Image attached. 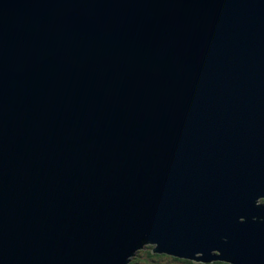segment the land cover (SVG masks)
<instances>
[{"label":"water","instance_id":"water-1","mask_svg":"<svg viewBox=\"0 0 264 264\" xmlns=\"http://www.w3.org/2000/svg\"><path fill=\"white\" fill-rule=\"evenodd\" d=\"M263 200L264 0H0V264H264Z\"/></svg>","mask_w":264,"mask_h":264},{"label":"trees","instance_id":"trees-1","mask_svg":"<svg viewBox=\"0 0 264 264\" xmlns=\"http://www.w3.org/2000/svg\"><path fill=\"white\" fill-rule=\"evenodd\" d=\"M264 202V200L262 201ZM169 257L164 254H154L153 253V248L151 246H147L146 250H141L137 253V257H135L130 264H172L171 262H178L182 264H204V263H195L193 261L189 260H179L176 258H169L172 259L171 262L168 259ZM168 260L167 263H164L163 260ZM139 260H142L144 262H140ZM176 264V263H174ZM208 264H227L224 262H213V263H208Z\"/></svg>","mask_w":264,"mask_h":264},{"label":"rangeland","instance_id":"rangeland-1","mask_svg":"<svg viewBox=\"0 0 264 264\" xmlns=\"http://www.w3.org/2000/svg\"><path fill=\"white\" fill-rule=\"evenodd\" d=\"M136 257H137V256H136ZM168 257H169V258H172V259L174 258V257H171V256H168ZM169 258H168V259H169ZM172 259H169L170 262H171ZM176 259H178V258H176ZM179 260H184V259H179ZM139 261H140V262H144V261H142V260H139ZM167 261H168V260H165V259L163 260L164 263H167ZM171 263H172V264H174V263H176V264H182V263H178V262H174V261H172Z\"/></svg>","mask_w":264,"mask_h":264},{"label":"clouds","instance_id":"clouds-1","mask_svg":"<svg viewBox=\"0 0 264 264\" xmlns=\"http://www.w3.org/2000/svg\"><path fill=\"white\" fill-rule=\"evenodd\" d=\"M147 247V246H146ZM146 250V249H145ZM135 258V257H134Z\"/></svg>","mask_w":264,"mask_h":264}]
</instances>
